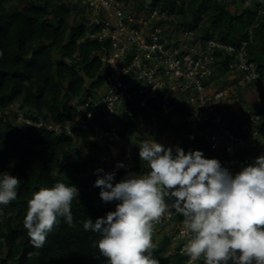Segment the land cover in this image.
<instances>
[{"label": "trees", "instance_id": "16d2710c", "mask_svg": "<svg viewBox=\"0 0 264 264\" xmlns=\"http://www.w3.org/2000/svg\"><path fill=\"white\" fill-rule=\"evenodd\" d=\"M133 1L144 8L158 7L173 16L177 25L198 30L194 38L201 43L217 37L240 44L249 39L250 27L258 23L248 51L250 60L264 71V16L259 15L264 0H249L238 11L230 0ZM13 3L21 6L9 10L8 5ZM89 33L83 9L69 0H0V172L8 171L21 179L17 199L0 205V264H108L95 246L100 234L85 231L83 222L88 218L95 222L115 210V204H104L100 189L93 187L97 178L94 172L101 168L99 157L110 150L107 144L91 138L87 124L73 122L80 115L81 103L105 84V69L97 55L101 44ZM231 61L227 55L220 62V76L230 70ZM263 83L253 85L263 88ZM15 103L18 110L12 109ZM148 106L154 104L149 102ZM19 111L42 126L20 122ZM123 115L131 125L145 123L155 131H188L178 142L165 146L179 145L185 152L201 150L206 158H217L206 139L197 136L200 127L188 128L183 105L174 114L163 115L156 108L152 111L129 104ZM67 122L72 132L66 128ZM50 124L59 128L48 129ZM121 127L122 133L132 132L128 125ZM189 135L194 139L190 140ZM77 138L82 139L87 151L84 158ZM260 145L264 146V140L253 147V159L260 155ZM136 167L149 170L137 157ZM57 182L75 185L79 190L78 199L72 202L75 226L69 227L60 218L59 226L48 233L44 247L36 249L23 226L27 202L33 193ZM155 245L153 254L160 264L186 263V254L168 253L172 245L169 234ZM31 252L39 255L29 259Z\"/></svg>", "mask_w": 264, "mask_h": 264}, {"label": "built area", "instance_id": "2783aa9c", "mask_svg": "<svg viewBox=\"0 0 264 264\" xmlns=\"http://www.w3.org/2000/svg\"><path fill=\"white\" fill-rule=\"evenodd\" d=\"M69 2L85 10L89 36L101 44L97 55L106 74L103 87L81 103L80 115L73 122L87 124L91 138L109 146L110 152L101 155L100 167L104 172H116L114 182L128 172H146L136 167L132 136L122 133L120 121L125 119L123 112L129 110V104L140 109L149 107L152 111L156 108L163 115H172L183 105L188 128L200 127L197 136L206 139L225 168L235 174L253 162V147L264 140V106L243 117L230 116L225 103L231 94L217 81L221 77L220 62L229 55L232 61L227 75L233 74L246 84L264 82V71H259L256 63L250 60L248 51V45L253 42V28L258 23L250 27L249 39L240 44L226 43L217 37L201 43L194 38L198 30L177 25L173 16L158 7L144 8L133 0ZM259 15L264 16V9ZM149 102L154 107L148 106ZM18 120L28 126H42L20 111ZM56 128L59 125L48 126V129ZM66 128L72 132L70 122ZM118 162L126 167L117 169ZM183 219L170 209L154 223L157 228L171 230L170 254L175 251L185 254L190 234L183 227ZM189 259L185 264H189ZM201 261L204 264L202 257L192 264Z\"/></svg>", "mask_w": 264, "mask_h": 264}, {"label": "clouds", "instance_id": "9594fccd", "mask_svg": "<svg viewBox=\"0 0 264 264\" xmlns=\"http://www.w3.org/2000/svg\"><path fill=\"white\" fill-rule=\"evenodd\" d=\"M138 147L148 171L128 172L118 182L115 171L94 172L100 199L118 203L95 222L86 219L83 229L100 234L95 246L108 264H160L153 254L154 223L170 209L184 217L183 227L190 234L184 248L189 264L201 257L204 264H264V154L233 174L201 150L185 152L179 145L154 140ZM125 167L116 164L117 169ZM20 186V178L0 172V205L15 201ZM79 195L75 185L63 182L33 193L23 226L34 248L44 247L60 218L75 226L72 202ZM38 255L31 252L28 257Z\"/></svg>", "mask_w": 264, "mask_h": 264}, {"label": "rangeland", "instance_id": "374dc122", "mask_svg": "<svg viewBox=\"0 0 264 264\" xmlns=\"http://www.w3.org/2000/svg\"><path fill=\"white\" fill-rule=\"evenodd\" d=\"M224 2L229 0H223ZM232 4H234V8L238 11L243 8L245 5L248 4L249 0H230ZM21 4L13 3L8 5L9 10H13L15 8H19ZM85 11V10H84ZM217 84H220L222 88H227L229 94H231V98L226 101L225 110L227 114L232 116V114H239L242 117L246 115V112L251 111L253 109H257L261 106L264 102V93L262 86L253 85V83L246 84L241 81L235 75H221L218 77ZM100 91H103L102 89ZM12 109L18 110L19 106L18 103H15L12 106ZM121 126L128 125L129 128L132 129L130 134L126 133L127 135L132 136V139L135 142V152L139 155V145L141 142L145 140H154L156 142L162 144L168 143H175L181 139L183 134L187 133L188 131H180L179 129H168V130H159L155 131L153 126L147 125L143 123L142 125H131L128 120L124 119L120 121ZM192 135H189V139L191 140ZM93 139V138H92ZM76 143L81 148V154L84 156L87 155V151L83 148V141L81 138L76 139ZM259 154H264V146L260 145L257 148ZM101 156V155H100ZM139 158V156H136ZM255 159V158H254ZM102 156L99 157L98 164L102 165ZM104 203V202H103ZM105 204V203H104ZM171 230L169 228H157L154 226V237L153 243H159L165 235L169 234Z\"/></svg>", "mask_w": 264, "mask_h": 264}, {"label": "crops", "instance_id": "0c3cea01", "mask_svg": "<svg viewBox=\"0 0 264 264\" xmlns=\"http://www.w3.org/2000/svg\"><path fill=\"white\" fill-rule=\"evenodd\" d=\"M253 111V110H252ZM227 113V112H226Z\"/></svg>", "mask_w": 264, "mask_h": 264}]
</instances>
